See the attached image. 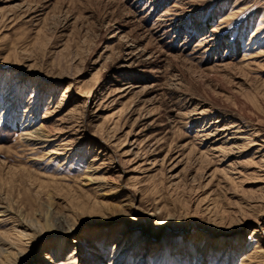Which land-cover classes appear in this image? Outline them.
I'll use <instances>...</instances> for the list:
<instances>
[{
	"label": "rangeland",
	"instance_id": "374dc122",
	"mask_svg": "<svg viewBox=\"0 0 264 264\" xmlns=\"http://www.w3.org/2000/svg\"><path fill=\"white\" fill-rule=\"evenodd\" d=\"M262 141L264 0H0V264H264Z\"/></svg>",
	"mask_w": 264,
	"mask_h": 264
},
{
	"label": "bare ground",
	"instance_id": "6f19581e",
	"mask_svg": "<svg viewBox=\"0 0 264 264\" xmlns=\"http://www.w3.org/2000/svg\"><path fill=\"white\" fill-rule=\"evenodd\" d=\"M7 112V111H6ZM7 114V113H6ZM12 118L13 119H15L16 117H15V115H13L12 116ZM26 122H30V121H28V119H26ZM260 132L261 131H258L257 132V135H260ZM34 134H35V137H37V139H45L46 137L43 135V133L40 131V130H35L34 131ZM262 137V136H261ZM263 143H264V141H262ZM264 146H262L260 149V153H262V157H264V148H263ZM54 152H52L51 154H53ZM50 154V155H51ZM6 214H8V211L7 210H2V211H0V222L2 223V219H3V216H6ZM59 221V220H58ZM57 221V222H58ZM18 226H20V230L21 231H19V232H17L16 234H15V237L18 239V242L19 243H23L25 240H27V237H29V236H31L34 232H36L35 231V227L32 225H27V224H25V223H23V222H18ZM44 226H45V228L46 229H49V228H51L53 225H51L50 224V222H49V220L46 218L45 219V222H44ZM56 227H57V229H59V231L57 232V234L60 236V237H62L57 243H58V246H57V251H56V256L58 257V256H60L61 255V252H62V250L64 249V247H65V243H66V240H65V235H67V233H64L63 231H65V230H63V224H60V223H57L56 224ZM55 227V228H56ZM43 228V227H42ZM160 228V227H159ZM14 230V229H13ZM67 230V229H66ZM261 234H262V240L264 241V229L261 231ZM5 253H7V252H5ZM12 255V252H10V253H7L6 255H5V257L6 258H8L9 256H11ZM201 258V257H200ZM43 259H48V257H44ZM112 264H115V263H112ZM197 264H204V262L203 261H200V262H197Z\"/></svg>",
	"mask_w": 264,
	"mask_h": 264
}]
</instances>
